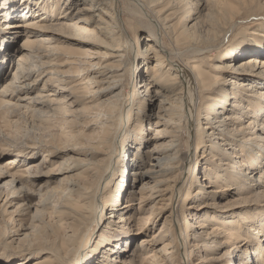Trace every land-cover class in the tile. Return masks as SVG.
I'll use <instances>...</instances> for the list:
<instances>
[{
	"label": "bare ground",
	"instance_id": "bare-ground-1",
	"mask_svg": "<svg viewBox=\"0 0 264 264\" xmlns=\"http://www.w3.org/2000/svg\"><path fill=\"white\" fill-rule=\"evenodd\" d=\"M15 1L1 3L0 17L28 21L8 23L2 32L5 39L8 34L25 40L1 88V105L15 107L14 98L27 100L20 95L40 88L39 104L65 118L75 114L68 123H85L92 134L83 143L76 138L84 131L69 137L76 142L57 150L72 156L47 172L41 168L56 156L55 147L38 152L46 153L40 163L24 165L16 154L0 166V181L9 179L1 183L9 187L0 193L9 219L0 221V264H25L20 255L38 250V231L53 216L59 218L58 255L34 264H135L151 242L156 255L145 257L152 264H264V215L245 211L231 217V210L216 207L226 195L216 188L228 181L238 186L235 192L246 189L264 198V24L222 49L216 42L227 30L201 34L199 17L182 26L168 0ZM79 3L88 6L78 8ZM124 6L129 16L147 23L151 35L130 40ZM199 6L207 8L204 0ZM69 10L79 16L76 21L63 12ZM232 13L224 28L242 22V14ZM214 54V76L205 77L192 63ZM9 75L7 68L0 70V82ZM56 178L62 187L49 186ZM110 184L111 196L104 197ZM213 211L220 218L209 216ZM158 220V235L142 239L137 251L128 248ZM208 251L218 256L207 259Z\"/></svg>",
	"mask_w": 264,
	"mask_h": 264
},
{
	"label": "rangeland",
	"instance_id": "rangeland-1",
	"mask_svg": "<svg viewBox=\"0 0 264 264\" xmlns=\"http://www.w3.org/2000/svg\"><path fill=\"white\" fill-rule=\"evenodd\" d=\"M4 1H6V0H0V9H1V3H3ZM168 1L172 2L171 5L174 4L173 6L176 9L178 8L177 13H178V16L182 17L181 18L182 20H180V21H182L181 22L182 26L187 24L189 20L199 17V20L201 21V29H199V32L201 34H205L207 32V30L208 31L212 30L213 32H216L217 34L222 35V32L223 31L225 32L227 30L226 31L227 36L225 37V35H224L223 37H221L216 42V45L219 47H222V49H225L228 46H231L234 42H236L240 38L247 37L248 34L251 33L252 29L254 27L258 26L259 24H262V23L264 24V0H207V1L204 0V2L207 4V8L203 11L201 10V8L199 6L201 1H203V0H191V1L190 0H168ZM15 2L18 3L19 1L16 0ZM164 2H167V0L166 1L164 0ZM182 4H183V6H181ZM87 6H88L87 4L86 5H83L82 3L78 4V8L87 7ZM123 10L125 11V13H124L122 19L125 22L126 29L129 33L130 40H132V42H133V40L135 42V39H137V37L143 38L144 36H147L149 34L151 35L150 29L147 26V23L143 19H141L139 17L133 18V17L129 16V11L127 10V8L125 6L123 7ZM126 10H127V12H126ZM229 10L231 13L229 12ZM63 12L65 13L66 16L71 17L69 20L70 22L76 21L79 17L77 14H75V10L73 12L71 10L63 11ZM232 12L242 14L243 16L240 18V20L242 22L238 23L235 27H233V29L229 28V26H231V25H227V24H226V27L224 28L225 21H223V20H225L227 18V16L233 14ZM179 13H181V14H179ZM239 17L237 19H239ZM15 18L16 19L11 20L9 18V19L5 20V19L0 17V20L6 21V22L0 21V25H1L0 26V45H1L0 48L2 47V49H3L0 51V70H2L3 68H7L8 74H10L9 76L6 77V79L4 81L0 82V91H1L3 84L6 83L7 81H9L11 79V74L14 73L16 58L21 55V52H18L19 51L18 49L21 47L23 41L25 40L23 37L19 36V38H18V37H14V36L8 35V34H6V39L3 37L2 32H4L3 30L5 29V27H7L8 23L13 24V23L19 22V25H22L28 21V18L27 19H24V18L19 19V17L18 18L15 17ZM244 19H246V20H244ZM186 21H187V23H186ZM53 22H57V21H53ZM206 23H208V24H206ZM215 23H217L216 25H218V26H216ZM138 46L143 47V43L138 45ZM102 51H103V49H102ZM4 55L5 56L7 55V58L3 59ZM214 57H215V54L212 57V60H209V57H206V58L202 57V58H200L198 63H195V64L192 63V65L195 66L196 70L200 69L199 71L205 72L206 74L203 76L206 77V75L209 72L210 75L208 74L207 76L212 77V75L214 76V73H213L214 71L211 70L212 66H214V64H215V61H214L215 59H213ZM128 59L126 60V64L129 65V64H131V60L130 59L128 60ZM1 60L3 61V63H1ZM67 68L68 67H66L64 69L67 70ZM77 71H79V70H77ZM129 83L130 82L128 79L126 81V84H129ZM39 89H31V90H29L30 92L25 91V92H27V95H24V94L20 95L22 98H24V97L27 98L28 101L27 100H17L14 98V103H16V105L18 107L12 106V108L11 107L7 108L6 106L1 105V103H0V166H5V162L7 160L15 158L16 154L17 155L19 154L20 159L24 158V162L22 160V163H25L24 165L30 163L31 161H36V164L40 163L43 160V155H45L46 153L40 154L38 152L39 151L44 152L45 150H51V149L53 150L55 147L56 151H57V153H55L56 156L52 157V161H51V158H47L48 161L46 162L45 165H43L44 167L42 166V168H41L42 169L41 172H45V171L47 172V170L56 168L57 166H59V164H61L63 162V160L72 156L71 153H69V152L67 153V152L57 150V149L66 148L67 146H70V145L74 144V142H76V141L71 142L70 139H72V138H69V137H71L72 135L73 136L76 135L74 137V138H76L79 133L84 131L85 134L81 138H79V137L76 138V139H78L77 142L83 143V142H85V140H83V139H87L89 137V135L92 134L91 132L87 131L86 129L84 130L85 123H84V126H81L82 123L80 124V126H78V123L76 124V126H75L74 122L68 123V120L71 121V119H73L75 114L74 115L72 114L73 115L72 118H65V116L63 117V115H61L59 112L56 113L55 111H52L49 108H47V106L43 105V103L39 104V102H42V99L39 98V94L41 93V90H39ZM52 89H53V87L51 88V86L47 87L45 89V92H50ZM31 99H32V101H30ZM71 109H72V111H76L77 109L80 110L81 106L73 107ZM149 111L151 112V109H149ZM66 119H67V121H66ZM65 122H67L68 124H66ZM147 133L149 134L151 132H147ZM67 139H68V141H67ZM184 148H185L184 150H187L186 146ZM58 153H59V155H58ZM205 156L207 158L211 159V161L213 160L212 157L208 155V152L205 154ZM34 157L36 158V160H33ZM218 157L219 156H216L215 158H218ZM98 159L99 158H97V160ZM216 161L217 160L212 161V164L214 165V162H216ZM1 175H2V172L0 171V176ZM7 180H9V179L4 178L3 180L0 181V193L8 192L7 189L9 187H6V188L2 187L3 185L1 184ZM45 181H46L45 177L43 178V176H41L40 182H45ZM58 182H59V178L53 179L49 186L50 187H57V186L62 187V185H59ZM144 182L145 181H141L140 183H138L136 185V187L137 188L141 187ZM229 184L232 186V188H229V187H231V186H229ZM111 185L112 184H110V187L108 188V192H106L104 197L111 196V192L109 191L112 188ZM245 187L247 188L248 186H245ZM32 188L37 189V186H34V187L32 186ZM236 188H238V186L233 185L231 183V181H228L227 184H225V185L220 184L219 186H217L216 191L218 193L226 194L223 199L221 198V199L216 201L217 203L219 202V206H216L217 208H219V210L220 209L221 210H223V209L224 210H231L229 212V213H232V214H229L231 217L237 216L240 213L244 214L245 211H246V213L252 212V213H257V214L259 213V214L264 215V207L258 206L261 204L264 205V198L257 197L256 195H252L249 192H247L246 189H243V190L240 189L239 191L235 192ZM188 193H189V197L187 199V203L189 202L190 198L193 195L192 194L193 190L192 191L189 190ZM233 194H235V195H233ZM52 199H53L54 204L58 202V196H56L55 198H52ZM35 200L37 201L38 199L34 197L33 201H35ZM259 200H260V202H259ZM59 201L61 202L60 198H59ZM132 202L137 204L139 202L138 197L136 198L135 201H132ZM199 202L203 203V201H199ZM197 205L198 204L196 203L195 206H197ZM252 205H253V207H252ZM137 206L138 205H136V207ZM47 212H50V211H47ZM206 213H208V212H206ZM216 214L217 213H215L213 211V212H211V214H209V216H214V219L220 218ZM6 219H9V218L4 215L3 210H1V208H0V221L3 222ZM44 219H45V222L49 221L48 216L44 217ZM46 219H48V220L46 221ZM58 219L59 218H55L53 216L51 219L53 221L48 222L47 224L44 223V225L41 226V228L39 229L40 231H38L39 234L36 237L37 239L34 241L36 244L34 242H32L35 244V246H38V247H36V249H38V250L33 251L32 252L33 254H30V255H20V256L26 258L24 260L25 264H27V263L28 264H34V263H37L39 261H44V260L48 261L50 259L49 257H51V259H53L55 256L57 257V255H58L57 251H59V243L60 242H57V239H56L57 238L56 234H57L58 229L54 228V227H56L54 225V223ZM112 219L116 222H119V220L117 218H112ZM52 222H53V224H52ZM102 222H104V224H102V228H103L106 225L107 221L105 223V219H104V220H102ZM4 224L0 223L1 227H3ZM51 224H52V226H51ZM161 224H162V222L160 220H158L157 225L152 230H149V227L147 226L146 230L147 229L149 230L148 233L147 234H138L136 239L131 240V244L129 245L128 248L130 249V247H131L132 249H134V250L136 249V251H137V247L139 245H141L142 239L148 238L151 240V239H153V237L155 235L159 234L160 229H161ZM100 228H101L100 226L93 228V230H94L93 235L94 236H93V239L91 242V247H90L91 250L95 246V244L93 242L96 240L97 236L101 233ZM45 231H47V232H45ZM40 232H42V234H40ZM53 232H55V233L52 235ZM54 235H56V236H54ZM39 240H41V241H39ZM149 245H150V247L148 248L147 251H140V253L134 257V260H135L134 263L135 264H152L151 260L148 259V261H147L145 256H147L148 254L156 255V253H155L156 250H155V245L151 246L152 242ZM2 247L3 246L0 245V249ZM141 248H142V246H141ZM158 248H156V249H158ZM42 249L44 250V253H43ZM47 249H49V250H47ZM152 249H154V251H152ZM48 251H50V252H48ZM88 251H89V249H86V254L89 255L90 252H88ZM206 254H207L206 255L207 257L206 256L205 257L207 259H211L213 257L218 256L217 254H215L211 251L206 252ZM88 255L84 256L83 258L86 260V257H89ZM128 260H132V259L128 258ZM15 262H17V260ZM222 263H225V261H222ZM84 264H86V262H84ZM195 264H200L199 260H196ZM205 264H207V263H205ZM214 264H221V262H217Z\"/></svg>",
	"mask_w": 264,
	"mask_h": 264
}]
</instances>
